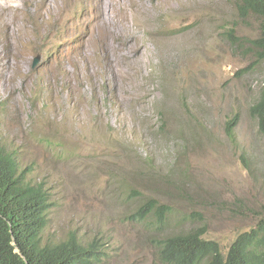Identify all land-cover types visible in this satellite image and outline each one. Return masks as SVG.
<instances>
[{
	"label": "rangeland",
	"instance_id": "rangeland-1",
	"mask_svg": "<svg viewBox=\"0 0 264 264\" xmlns=\"http://www.w3.org/2000/svg\"><path fill=\"white\" fill-rule=\"evenodd\" d=\"M0 3V142L51 196L42 242L74 233L100 241L96 264H160L156 218L133 217L150 198L173 208L166 236L196 213L225 252L255 226L264 61L245 43L256 18L233 0Z\"/></svg>",
	"mask_w": 264,
	"mask_h": 264
},
{
	"label": "trees",
	"instance_id": "trees-1",
	"mask_svg": "<svg viewBox=\"0 0 264 264\" xmlns=\"http://www.w3.org/2000/svg\"><path fill=\"white\" fill-rule=\"evenodd\" d=\"M233 1L243 18L254 16L259 20L260 38L246 44L261 53L255 61H263L264 0ZM229 34L234 36L233 30ZM253 113L264 136V88L253 106ZM226 131L233 135V125L229 124ZM11 158L14 156L0 145V264H89L90 253L83 249L75 235L57 244L47 242L42 247L40 234L47 223L50 196L42 188L21 187L14 177ZM232 210L237 213L236 209ZM172 214V206L160 205L153 198L133 214L135 221L156 218L160 227L155 248L160 264H264V207L256 215L255 226L240 234L226 252L219 242L206 239L204 218L196 217V213L192 214L193 224L197 222L195 227L166 236L161 227L169 223ZM188 220L183 215L178 219V226ZM13 242L20 253H15Z\"/></svg>",
	"mask_w": 264,
	"mask_h": 264
},
{
	"label": "clouds",
	"instance_id": "clouds-1",
	"mask_svg": "<svg viewBox=\"0 0 264 264\" xmlns=\"http://www.w3.org/2000/svg\"><path fill=\"white\" fill-rule=\"evenodd\" d=\"M234 2V1H233ZM236 8V7H235ZM236 11H237V8H236ZM237 14L239 15V17H240V19H242V20H245V19H248V18H250V17H254V16H249V17H247V18H243L239 13H238V11H237ZM254 18H256V17H254ZM257 19V18H256ZM258 20V19H257ZM258 22H259V20H258ZM233 29H231V31H232ZM259 33H260V35H259V37L257 38V39H253V40H249V41H247L246 43H249L250 41H255V40H258L259 38H260V36H261V29H260V22H259ZM241 42H238V45H241L240 44ZM245 43V44H246ZM245 46H248V47H251V46H249L248 44H246ZM251 48H253V47H251ZM254 49V48H253ZM256 50V49H255ZM50 53H51V51H50ZM256 53H258L259 54V52H257V50H256ZM36 59H38V58H36ZM35 59V60H36ZM257 59H258V55H257ZM256 59V60H257ZM35 60H34V62H35ZM39 61H40V58H39ZM39 61H38V63H39ZM264 61V60H263ZM38 63H37V65H38ZM33 65H34V63H33ZM36 65V66H37ZM35 66V67H36ZM35 67H33L32 66V68L34 69ZM252 112H253V108H252ZM254 114V113H253ZM255 116V115H254ZM256 117V116H255ZM257 118V117H256ZM257 120H258V118H257ZM237 121H238V119H237V117H235L234 119H232V120H230L228 123H227V126L229 125V124H232L233 125V132H234V129H235V127H236V124H237ZM258 127H259V120H258ZM226 129H227V127H226ZM259 131H260V127H259ZM260 133H261V131H260ZM262 134V133H261ZM262 136H263V134H262ZM264 137V136H263ZM0 145L1 146H3V147H5L7 150H8V152L9 153H11L13 156H14V158H11L12 160H13V162H14V169H15V175H14V177H15V179H16V181H18V183H19V185L21 186V187H24V188H36V189H40L41 190V187H40V184H38V183H32L30 180H29V176L33 173V172H31V173H29V170H28V168L26 167V168H22V165H21V161H20V158H18V156H17V154L14 152V151H10L6 146H4L1 142H0ZM52 147H54V144H52L51 145ZM43 187V186H42ZM44 188V187H43ZM44 190L47 192V194L50 196V194H49V192L44 188ZM50 201H51V207H49V210H48V212H47V214H46V217H47V223H46V226L44 227V229L42 230V232H41V234H40V238H41V243L45 246L46 244H47V241L46 242H42V235H43V232H44V230L47 228V226H48V216H49V213H50V210H51V208H52V200H51V197H50ZM72 235H75V234H72ZM71 236V235H70ZM69 236V237H70ZM76 236V235H75ZM68 237V238H69ZM67 238V239H68ZM76 238H77V236H76ZM66 239V240H67ZM77 240L81 243V246L83 247V249H85V251L86 252H88V253H90V259H89V264H96V263H98L100 260H101V256H100V241H98V240H96V241H94V243L98 246V250H97V252H94V253H92V251H93V248H92V243H88V244H84L81 240H79L78 238H77ZM60 243V242H59ZM13 246L15 247V253H20V250L16 247V244H15V242H13Z\"/></svg>",
	"mask_w": 264,
	"mask_h": 264
},
{
	"label": "bare ground",
	"instance_id": "bare-ground-1",
	"mask_svg": "<svg viewBox=\"0 0 264 264\" xmlns=\"http://www.w3.org/2000/svg\"><path fill=\"white\" fill-rule=\"evenodd\" d=\"M6 5L5 4H2V3H0V12L2 13V14H4V13H6ZM5 20V19H4ZM3 39L1 38V41H2ZM259 54H261V53H259ZM28 168V170H29V173H31L32 172V170H31V167L30 166H28L27 167ZM40 187L44 190V188L42 187V185L40 184ZM45 191V190H44ZM51 197V196H50ZM49 222V221H48ZM71 234V233H70ZM74 234V233H73ZM77 239V238H76ZM63 241H65V240H63ZM62 242V241H61ZM81 244V243H80ZM44 245L42 244V247H43ZM92 248H93V251H92V253H94V252H97V250H98V246L94 243V241L92 242Z\"/></svg>",
	"mask_w": 264,
	"mask_h": 264
},
{
	"label": "water",
	"instance_id": "water-1",
	"mask_svg": "<svg viewBox=\"0 0 264 264\" xmlns=\"http://www.w3.org/2000/svg\"><path fill=\"white\" fill-rule=\"evenodd\" d=\"M38 61H39V58L35 60L33 67L37 65Z\"/></svg>",
	"mask_w": 264,
	"mask_h": 264
}]
</instances>
